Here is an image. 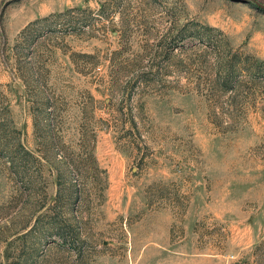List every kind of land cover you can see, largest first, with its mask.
<instances>
[{"label":"rangeland","instance_id":"374dc122","mask_svg":"<svg viewBox=\"0 0 264 264\" xmlns=\"http://www.w3.org/2000/svg\"><path fill=\"white\" fill-rule=\"evenodd\" d=\"M191 22L264 61V0H0V264H264V79L206 98Z\"/></svg>","mask_w":264,"mask_h":264},{"label":"trees","instance_id":"16d2710c","mask_svg":"<svg viewBox=\"0 0 264 264\" xmlns=\"http://www.w3.org/2000/svg\"><path fill=\"white\" fill-rule=\"evenodd\" d=\"M74 11L76 10L70 9L58 16L69 15ZM49 19L50 15L39 18L31 22L28 27L48 22ZM215 31V28L200 25L197 22L185 24L176 30L172 45L164 47L163 55L166 58H173L175 50L180 49L181 52L185 50L186 46L183 42L187 38L198 41L194 49L200 46L204 47L202 52L197 53L198 60L202 65L200 71L203 74L202 77L198 78V81L201 82L204 79L205 82V85L200 87L198 91L208 99L219 101L221 105H223L222 98L229 94V100L224 102L229 106L235 101L236 95L243 87L242 84L247 76L253 80L252 83L264 79V61H258V59L245 55L240 50L233 49L226 39L214 33ZM154 62L155 58L149 59L145 68L136 75V79L142 83L161 79V71L157 70L158 68L154 69L156 66ZM20 146L22 147L18 144L14 147ZM59 229L62 228L59 227Z\"/></svg>","mask_w":264,"mask_h":264}]
</instances>
